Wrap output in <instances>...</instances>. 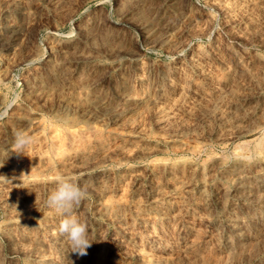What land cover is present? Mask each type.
<instances>
[{"label": "rangeland", "instance_id": "1", "mask_svg": "<svg viewBox=\"0 0 264 264\" xmlns=\"http://www.w3.org/2000/svg\"><path fill=\"white\" fill-rule=\"evenodd\" d=\"M10 1L0 264H264V0ZM57 177L86 188L84 256L45 206Z\"/></svg>", "mask_w": 264, "mask_h": 264}, {"label": "clouds", "instance_id": "2", "mask_svg": "<svg viewBox=\"0 0 264 264\" xmlns=\"http://www.w3.org/2000/svg\"><path fill=\"white\" fill-rule=\"evenodd\" d=\"M32 137L23 130L14 133L13 146L18 154L31 145ZM0 181L8 182L5 177L0 176ZM86 188L81 187L74 180L57 177V186L51 191L45 206L53 210L61 219L58 233L67 242L70 251L80 256L87 254V249L93 242L90 239L89 229L86 221L77 217L75 210L80 207L86 197Z\"/></svg>", "mask_w": 264, "mask_h": 264}, {"label": "bare ground", "instance_id": "3", "mask_svg": "<svg viewBox=\"0 0 264 264\" xmlns=\"http://www.w3.org/2000/svg\"><path fill=\"white\" fill-rule=\"evenodd\" d=\"M10 1V0H9ZM11 2V1H10ZM14 2V1H13ZM122 18V17H121ZM131 19V18H130ZM163 20V19H162ZM120 21V20H119ZM126 21V20H125ZM130 21V20H129ZM134 21V20H133ZM138 21V20H137ZM103 22V21H102ZM146 22V21H145ZM126 23V22H125ZM133 23V22H132ZM143 22H141V24H142ZM87 24V23H86ZM119 24V23H118ZM123 24V23H122ZM126 24H129V26H131V24L128 22V20H127V23ZM135 24V23H134ZM139 24V23H138ZM97 25V24H96ZM125 25V24H124ZM133 25V24H132ZM136 25H137V23H136ZM102 26V25H101ZM137 27H141L140 25L139 26H137ZM100 30V29H99ZM121 30H123V29H121ZM93 32V31H92ZM146 33V32H145ZM148 33V32H147ZM85 35V34H84ZM120 35V34H119ZM147 35V34H146ZM100 36V35H99ZM150 36V35H149ZM89 37V36H88ZM96 38V37H95ZM148 38V37H147ZM152 39H153V37H152ZM90 40H91V38H90ZM155 42H157V41H155ZM122 48V47H121ZM118 50H119V48H118ZM118 50H117V52H118ZM128 50V49H127ZM67 51V50H66ZM120 51V50H119ZM78 52V51H77ZM110 52V51H109ZM113 53H115V52H113ZM119 53H121V52H119ZM95 54V53H94ZM117 54V53H116ZM130 54V53H129ZM79 55V54H78ZM100 55V54H99ZM108 55V54H107ZM128 55V54H127ZM174 55V54H173ZM87 56H90V55H87ZM112 56V55H111ZM92 57V56H91ZM113 57V56H112ZM83 58V57H82ZM87 58V57H86ZM73 59V58H72ZM92 59V58H91ZM130 59V58H129ZM83 60V59H82ZM114 60V59H113ZM122 60V59H121ZM124 60V59H123ZM122 60V61H123ZM92 61V60H91ZM95 61V60H94ZM133 61V60H132ZM83 62V61H82ZM89 62V61H88ZM119 62V61H118ZM130 62V61H129ZM84 63V62H83ZM92 63V62H91ZM96 63H97V61H96ZM88 64V63H87ZM114 64V63H113ZM132 64V63H131ZM122 65V64H121ZM116 66V65H115ZM119 66V65H118ZM122 66H124V65H122ZM92 67V66H91ZM109 68H110V66H109ZM114 68V67H113ZM117 68V67H116ZM131 68V67H130ZM241 68V67H240ZM239 70V69H238ZM123 76V75H122ZM104 103V102H103ZM91 108V107H90ZM89 114V113H88ZM255 126H256V124H255ZM239 130V129H238ZM240 131V130H239ZM264 131V130H263ZM256 132V131H255ZM67 133V132H66ZM262 133V132H261ZM70 134V133H69ZM68 134V135H69ZM263 134V133H262ZM261 135V134H260ZM72 136H74V135H72ZM260 137V136H259ZM255 139V138H254ZM257 140V139H256ZM253 141H255V140H253ZM245 142V141H244ZM245 144V143H244ZM257 145V144H256ZM261 145H262V143H261ZM249 146V145H248ZM245 147H246V145H245ZM244 147V148H245ZM259 147V146H258ZM237 148V147H236ZM235 148V149H236ZM239 148V147H238ZM251 149V148H250ZM260 149V148H259ZM261 150L262 151H264V144L262 145V147H261ZM236 151V150H235ZM249 151V150H248ZM237 152V151H236ZM244 152H245V150H244ZM261 152V151H260ZM259 152V153H260ZM239 153V152H238ZM242 153V152H241ZM222 155V154H221ZM231 155V154H230ZM235 155H237V154H235ZM250 155H252V154H250ZM261 156V155H260ZM223 157V156H222ZM253 157V156H252ZM254 157H255V154H254ZM218 158V157H217ZM225 158V157H224ZM223 158V159H224ZM233 158H234V156H233ZM238 158H240L241 160H240V162L242 161L243 163L245 162L246 163V161H247V158H248V156H247V154H241L240 155V157H238ZM220 159V158H219ZM251 159V158H250ZM255 159V158H254ZM252 160V159H251ZM256 160V159H255ZM259 160V159H258ZM216 161V160H215ZM237 161V160H236ZM261 161H262V159H261ZM225 162H228V161H225ZM238 162H239V160H238ZM237 162V163H238ZM263 162H264V160H263ZM214 163V162H213ZM234 163V162H233ZM254 163V162H253ZM258 163H260V164H262L260 161L258 162ZM227 164H229V163H227ZM257 164V163H256ZM168 165V164H167ZM169 165H171V164H169ZM173 165V164H172ZM201 165V164H200ZM199 165V166H200ZM217 165V164H216ZM223 165V164H222ZM243 165V164H242ZM182 166V165H181ZM224 166H225V164H224ZM241 167V165H238V167ZM253 166V165H252ZM233 167H235L234 165H233ZM237 167V166H236ZM247 167V166H246ZM245 167V168H246ZM250 167H251V164H250ZM200 168H201V166H200ZM227 168V167H226ZM244 168V167H243ZM244 168V169H245ZM264 168V167H263ZM262 168V169H263ZM214 169V168H213ZM217 169V168H216ZM225 169V168H224ZM239 170H240V168H238ZM261 169V168H260ZM230 170V169H229ZM228 170V171H229ZM209 171V170H208ZM224 171V170H223ZM227 171V170H226ZM202 172V171H201ZM244 172V171H243ZM264 172V171H263ZM246 173V172H245ZM245 173H244V175H245ZM260 173H262V172H260ZM205 174V173H204ZM234 174V173H233ZM238 174H239V177L240 178H242V180H243V175H242V173H241V171H238ZM214 175V174H213ZM223 175H225L224 173H223ZM246 175H247V173H246ZM263 174H261L260 176H262ZM212 176V175H211ZM211 176H209V177H211ZM231 176V175H230ZM248 176V175H247ZM246 176V177H247ZM259 176V175H258ZM208 177V178H209ZM263 177V176H262ZM232 178V177H231ZM239 178V179H240ZM261 178V177H260ZM222 180V179H221ZM235 180H238V179H235ZM255 180H257V179H255ZM209 181V180H208ZM218 181H219V179H218ZM239 181V180H238ZM241 181V180H240ZM240 181H239V183H240ZM247 181V180H246ZM254 181V180H253ZM264 181V180H263ZM220 182V181H219ZM224 182H226V181H224ZM223 182V183H224ZM237 182V181H236ZM236 182H235V184H236ZM248 182V181H247ZM257 182V181H256ZM204 183V182H203ZM243 183V182H242ZM241 183V184H242ZM258 183V182H257ZM261 184H262V182H260ZM217 184V183H216ZM260 184V185H261ZM211 185V184H210ZM238 185V184H237ZM244 185V184H243ZM250 185V184H249ZM263 185V184H262ZM225 186V185H224ZM234 186V185H233ZM250 186H252V185H250ZM264 186V185H263ZM241 188H242V186H241ZM261 188V187H260ZM225 189V188H224ZM240 189V188H239ZM244 189V188H243ZM257 189V188H256ZM263 189V188H262ZM250 190V189H249ZM191 191V190H190ZM242 191V190H241ZM251 191V190H250ZM198 192V191H197ZM243 192V191H242ZM244 192H246V191H244ZM262 192V191H261ZM221 193V192H220ZM223 193V192H222ZM251 193V192H250ZM249 194V193H248ZM237 195V194H236ZM250 195V194H249ZM256 195V194H255ZM264 195V194H263ZM260 196V195H259ZM203 197V196H202ZM247 197H248V195H247ZM264 197V196H263ZM248 198H250V197H248ZM252 199H253V197H252ZM227 200V199H226ZM249 200H251V199H249ZM256 200V199H255ZM262 200V199H261ZM264 200V199H263ZM228 201V200H227ZM263 201H261V203H262ZM240 203V202H239ZM258 203V202H257ZM256 204V203H255ZM258 205V204H257ZM260 205V204H259ZM258 205V206H259ZM231 206V205H230ZM240 206H241V204H240ZM243 206V205H242ZM256 206V205H255ZM264 207V206H263ZM241 208V207H240ZM232 209V208H231ZM243 209V208H242ZM261 209V208H260ZM237 210V209H236ZM255 210V209H254ZM181 211V210H180ZM237 213V212H236ZM260 215V214H259ZM243 217V216H242ZM234 218V217H233ZM226 220V219H225ZM243 220V219H242ZM235 223V222H234ZM255 223V222H254ZM188 224V223H187ZM189 226V225H188ZM229 226V225H228ZM232 226V225H231ZM230 226V227H231ZM191 227V226H190ZM240 227H242V226H240ZM181 228V227H180ZM222 228V227H221ZM237 228V226L235 227V229ZM244 228V227H243ZM253 228H254V226H253ZM231 229V228H230ZM233 229V228H232ZM231 229V230H232ZM241 229V228H240ZM194 230V229H193ZM242 230V229H241ZM244 230V229H243ZM242 230V231H243ZM232 231H234V230H232ZM236 231V230H235ZM237 231H239V229L237 230ZM259 231V230H258ZM229 232V231H228ZM250 232V231H249ZM263 232V231H262ZM235 233V232H234ZM236 234V233H235ZM240 234V233H239ZM244 234V233H243ZM238 235V234H237ZM256 235V234H255ZM118 236V235H117ZM217 236V235H216ZM241 236V235H240ZM162 237V236H161ZM234 237V236H233ZM242 237V236H241ZM157 238V237H156ZM168 238V237H167ZM220 238V237H219ZM228 238V237H227ZM159 239H160V237H159ZM174 240V239H173ZM219 240V239H218ZM233 240V239H232ZM164 241V240H163ZM185 241H186V239H185ZM121 242V241H120ZM165 242V241H164ZM169 242V241H168ZM199 242V241H198ZM229 242V241H228ZM241 242V241H240ZM148 243L152 246V247H150V248H152L151 250L153 251V253L154 252H159V251H161V250H163L164 249V247H166V246H164L163 247V245L161 244V241L160 242H158V240L157 239H154V238H150V240L148 241ZM169 244V243H168ZM179 244V243H178ZM241 244V243H240ZM243 244V243H242ZM246 244V243H245ZM41 245V244H40ZM173 245H175V244H173ZM177 245V244H176ZM194 245V244H193ZM201 245H202V243H201ZM237 245V244H236ZM144 246V245H143ZM169 246V245H168ZM186 246V245H185ZM148 247H149V245H148ZM177 247V246H176ZM175 247V248H176ZM187 247V246H186ZM189 247V246H188ZM236 247V246H235ZM191 248V247H190ZM195 248V247H194ZM234 248V247H233ZM241 248V247H240ZM240 248H238L239 250H240ZM38 249H40V248H38ZM149 249V248H148ZM173 249V248H172ZM177 249V248H176ZM185 249V248H184ZM199 249V248H198ZM236 249V248H235ZM247 249H248V247H247ZM147 250V249H146ZM150 249H149V251H151ZM183 250V249H182ZM200 250V249H199ZM151 251V252H152ZM173 251V250H172ZM184 251V250H183ZM182 251V252H183ZM167 252V251H166ZM181 252V253H182ZM189 252H191V251H189ZM200 252V251H199ZM205 252V251H204ZM209 252V251H208ZM152 253V254H153ZM168 253H170V252H168ZM177 253H178V251H177ZM138 254V253H137ZM142 254V253H141ZM154 254H157V253H154ZM160 253H158V255H159ZM172 254V253H171ZM180 254V253H179ZM178 254V255H179ZM191 254V253H190ZM192 254H194V253H192ZM209 254H210V252H209ZM43 255V254H42ZM144 255V254H143ZM145 255H147V254H145ZM151 255V254H150ZM158 255H156L157 257H158ZM164 255V254H163ZM169 255V254H168ZM167 255V256H168ZM155 256V255H154ZM174 256V255H173ZM177 256V255H176ZM181 256V255H180ZM261 256V255H260ZM141 257H144V256H141ZM153 257V256H152ZM156 257V259L158 260V258ZM159 257H161V256H159ZM171 257V256H170ZM166 258V257H165ZM169 258V257H168ZM176 258H178V257H176ZM138 259V258H137ZM136 259V260H137ZM142 259V258H141ZM148 259H149V254H148ZM147 259V260H148ZM155 259V260H156ZM167 259V258H166ZM82 260V259H81ZM154 260V261H155ZM156 260V261H157ZM160 260V259H159ZM161 260L163 261V259L161 258ZM160 260V261H161ZM171 260V259H170ZM200 260V259H199ZM165 261H167V260H165ZM164 261V262H165ZM172 261V260H171ZM260 261V260H259ZM44 262H45V260H44ZM51 262V261H50ZM76 262H78V261H76ZM141 262V261H140ZM178 262V261H177ZM261 262V261H260ZM47 263H49V262H47ZM138 263V262H137ZM156 263V262H155ZM222 263V262H221ZM42 264H43V262H42ZM167 264V263H166ZM169 264H171V262L169 263ZM174 264V263H173ZM178 264V263H177ZM218 264V263H217ZM220 264V263H219Z\"/></svg>", "mask_w": 264, "mask_h": 264}]
</instances>
